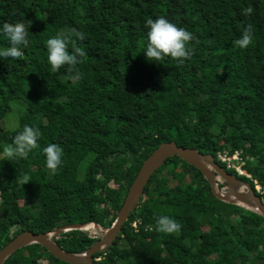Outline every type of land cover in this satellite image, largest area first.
<instances>
[{"label": "trees", "instance_id": "obj_1", "mask_svg": "<svg viewBox=\"0 0 264 264\" xmlns=\"http://www.w3.org/2000/svg\"><path fill=\"white\" fill-rule=\"evenodd\" d=\"M249 6L253 13L242 15ZM161 16L199 40L183 64L144 53L146 21ZM18 21L31 22L24 58H0V250L26 229L111 227L144 159L167 140L211 154L264 202V0H0V49L11 46L3 24ZM249 24L253 42L241 49L236 42ZM54 36L69 38L70 52L73 44L85 50L76 66L81 79L67 66L51 71L46 41ZM17 99L25 103L19 125L4 129ZM26 125L39 129V147L9 161L3 149ZM51 143L64 152L55 174L43 152ZM235 152L250 177L219 158ZM144 195L95 264H264V218L216 199L179 155L155 171ZM161 216L178 221L180 231H157ZM94 231L68 230L52 240L83 253L98 241ZM7 264L70 263L32 244Z\"/></svg>", "mask_w": 264, "mask_h": 264}, {"label": "water", "instance_id": "obj_2", "mask_svg": "<svg viewBox=\"0 0 264 264\" xmlns=\"http://www.w3.org/2000/svg\"><path fill=\"white\" fill-rule=\"evenodd\" d=\"M176 154L201 172L209 183L211 193L216 199L250 209L264 218V202L255 193L249 182L242 181L229 174L214 161L211 154L202 153L197 148L182 146L176 140H167L161 142L144 159L111 227H102L93 222L66 224L51 232L36 233L31 229H26L0 250V264H7L16 252L32 244H40L50 254L70 264H95V255L112 246L117 240L131 212L138 206L145 194L146 185L152 175L165 163L167 158ZM217 178H220L225 185L226 192L224 194L218 189ZM242 187L246 189L240 190ZM89 225H92L94 230H99L101 227L104 232L98 236V241L83 253L67 252L52 240L54 235L73 229L86 230Z\"/></svg>", "mask_w": 264, "mask_h": 264}, {"label": "clouds", "instance_id": "obj_3", "mask_svg": "<svg viewBox=\"0 0 264 264\" xmlns=\"http://www.w3.org/2000/svg\"><path fill=\"white\" fill-rule=\"evenodd\" d=\"M251 6L242 9V15L249 16L253 13ZM146 25L149 28L147 33V48L144 53L150 61H159L165 57H171L173 60L183 64L194 53L195 48L189 47L193 40L199 43L198 38L190 31L177 27L165 17L161 16L156 19H148ZM31 22L26 25L23 22L8 23L5 22L2 27L3 34L8 38L10 47L0 49V58L23 59L25 53L21 50V46L27 48L29 46V28ZM74 35L81 41L86 39L83 32H74ZM253 42V26L247 25L242 31V38L236 43L241 49H246ZM69 38L62 36H54L46 41L48 51V62L52 72H57L61 67L67 66L70 75L76 70V66L83 62L81 58L86 56V52L82 47L73 44L71 52L68 49ZM74 80L81 79V73L76 70ZM39 129L31 126H25L23 131L14 137L11 144L3 149L4 156L9 160L24 158L27 159L29 153L39 147L37 141L39 139ZM46 156V166L56 173L62 165L63 148L55 143L49 144L43 149ZM25 184L30 182L29 177H23ZM218 182V181H217ZM181 224L168 217L161 216L157 219L156 230L161 233L172 234L180 231Z\"/></svg>", "mask_w": 264, "mask_h": 264}, {"label": "rangeland", "instance_id": "obj_4", "mask_svg": "<svg viewBox=\"0 0 264 264\" xmlns=\"http://www.w3.org/2000/svg\"><path fill=\"white\" fill-rule=\"evenodd\" d=\"M24 106H25V103L21 99H17V101H15V102L12 103V110L9 112V114L2 121V126H3L4 129L14 130L15 128H17V126L19 125V122H20L21 113L24 110ZM1 156L2 155H0V157ZM240 164H242V162L238 163L236 166L239 167ZM87 166H88V161H84L82 163V165H81V168H80V173L81 174H84L86 172ZM241 171H242V169H241ZM244 173L245 172L242 171V176L244 175ZM246 176L247 177H250L249 174H247ZM217 179L220 180V182H218V184H217L218 185V189L220 190V192L222 194H224L226 192V188L220 187V185H224V183L222 182V180L220 178H217ZM175 180H177V179H175ZM254 182H255V189L257 191H259L260 193L263 192L264 190L262 191V189L260 188V185L256 181H254ZM244 189H246V188L245 187H242L240 190H244ZM147 199H148V196L147 195H144V200L146 201ZM207 229L208 228L205 227L204 228V231H207ZM86 230H94V228L92 226H89ZM95 232H96V235L100 236L104 232V229L100 227L99 230H95L93 232V234H95Z\"/></svg>", "mask_w": 264, "mask_h": 264}, {"label": "built area", "instance_id": "obj_5", "mask_svg": "<svg viewBox=\"0 0 264 264\" xmlns=\"http://www.w3.org/2000/svg\"><path fill=\"white\" fill-rule=\"evenodd\" d=\"M219 158L220 160L226 164V168L227 170H231V169H235L234 171L237 173V175L242 176V171H244V175H247L246 171L242 168V165H244V162L242 160V157L240 156V152H235L232 156H227L226 153L224 154H219ZM242 162V164H240L239 167H237L236 165L238 163ZM242 169V171H241ZM218 182H220V180L218 179ZM2 203V197H1V192H0V206ZM134 225H136L134 223ZM101 259V258H99ZM98 259V260H99Z\"/></svg>", "mask_w": 264, "mask_h": 264}, {"label": "bare ground", "instance_id": "obj_6", "mask_svg": "<svg viewBox=\"0 0 264 264\" xmlns=\"http://www.w3.org/2000/svg\"><path fill=\"white\" fill-rule=\"evenodd\" d=\"M89 226H92V225H89ZM89 226H88V227H89ZM88 227H87V228H88Z\"/></svg>", "mask_w": 264, "mask_h": 264}]
</instances>
